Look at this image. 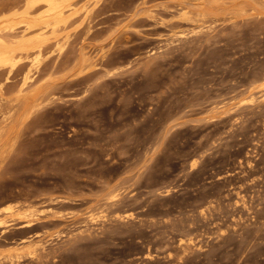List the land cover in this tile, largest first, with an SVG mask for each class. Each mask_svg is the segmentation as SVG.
Listing matches in <instances>:
<instances>
[{
    "label": "rangeland",
    "instance_id": "1",
    "mask_svg": "<svg viewBox=\"0 0 264 264\" xmlns=\"http://www.w3.org/2000/svg\"><path fill=\"white\" fill-rule=\"evenodd\" d=\"M53 1L0 3V210L37 220L0 249L38 247L0 264H264V0Z\"/></svg>",
    "mask_w": 264,
    "mask_h": 264
},
{
    "label": "bare ground",
    "instance_id": "2",
    "mask_svg": "<svg viewBox=\"0 0 264 264\" xmlns=\"http://www.w3.org/2000/svg\"><path fill=\"white\" fill-rule=\"evenodd\" d=\"M4 1V0H0V3ZM39 0H27V4L28 7H34L36 5V3ZM261 1V0H260ZM259 1V2H260ZM46 2L49 4V8L48 11L51 13V16L53 17H58L62 14V8L63 5H61L60 3H57L53 0H46ZM219 0H196L195 4L196 7L198 9H200L202 12L205 13L206 10L211 9L212 7L217 6L219 3ZM264 2V1H263ZM67 3V2H66ZM65 4V3H64ZM183 4V3H181ZM262 5V4H261ZM27 6V5H26ZM221 6V5H220ZM4 7V6H3ZM26 8V7H25ZM66 8V7H65ZM221 8V7H220ZM1 9V8H0ZM29 9V8H28ZM30 11V9H29ZM215 11V10H214ZM28 12V11H27ZM217 12V11H216ZM46 13V12H45ZM24 14V13H23ZM26 14V12H25ZM24 14V15H25ZM65 14V12H64ZM87 14V13H86ZM22 15V14H21ZM28 15V14H27ZM25 15V16H27ZM46 14H43V16ZM24 16V17H25ZM68 16V15H67ZM12 17V16H11ZM66 17V16H65ZM30 18V17H29ZM41 18V17H40ZM46 18V17H45ZM64 18V17H63ZM61 17V19H63ZM67 18V17H66ZM26 20H29L27 17L24 18ZM52 19V18H51ZM10 20V19H8ZM2 21V20H1ZM13 22V21H12ZM22 22V21H21ZM24 22V21H23ZM28 22V21H26ZM32 22V21H31ZM9 25H11V22L9 21ZM52 23V22H51ZM2 24V23H1ZM0 24V26H1ZM6 24V22H5ZM3 24V26L5 25ZM14 24V23H13ZM28 24V23H27ZM8 25V23L6 24ZM53 25V24H51ZM2 26V27H3ZM24 26V25H23ZM29 26V25H28ZM30 26H32V24H30ZM34 26V25H33ZM47 26V25H46ZM11 27V26H10ZM44 27V26H43ZM9 28V27H8ZM15 28V26H14ZM26 28V27H25ZM28 28V27H27ZM30 28V27H29ZM28 28V29H29ZM51 28V26H50ZM54 28V27H53ZM3 29V28H1ZM0 29V33L2 32ZM5 29V26H4ZM34 29V28H33ZM32 29V30H33ZM36 29V28H35ZM9 30V29H8ZM12 30V29H11ZM15 31H17V29H14ZM19 30V29H18ZM23 30V29H22ZM27 30V29H26ZM28 31V30H27ZM21 32V31H20ZM38 32V31H37ZM28 33V32H26ZM32 33V32H31ZM32 35H36L35 32ZM39 37H41L40 35H38ZM37 36V37H38ZM43 36V35H42ZM42 38V37H41ZM29 39H30V35H29ZM31 40V39H30ZM46 41V40H45ZM43 41V42H45ZM30 46L28 39L24 38L23 33H19V32H9L8 33H3L0 34V67L2 66H8L9 71H8V75L10 73H12L14 76L17 74V71H19L20 68H24L25 64L23 62H21L20 60H13L12 58V54L14 53L15 49L17 48H22L26 51V49ZM40 46V45H39ZM29 50V49H28ZM40 51V50H38ZM27 53V52H26ZM81 56V54H80ZM84 57V56H83ZM38 59V58H37ZM36 59V60H37ZM81 60V58H80ZM83 62V61H82ZM35 63V62H34ZM81 63V62H80ZM31 65V63H30ZM33 65V64H32ZM35 66V65H34ZM82 66V65H81ZM52 67V66H51ZM80 67V66H79ZM27 69V68H25ZM39 70V69H38ZM75 70V69H74ZM79 70V69H78ZM75 70V71H78ZM7 71V69H6ZM30 71V69L28 70V72ZM1 72V71H0ZM10 72V73H9ZM80 72V70L78 71ZM30 73V72H29ZM5 76V75H4ZM13 76V77H14ZM78 76V74H77ZM9 78V76H7ZM6 77V78H7ZM35 77V76H34ZM5 78V79H6ZM30 79L31 76L30 74H28L27 72L25 74L22 75L20 82H19V87H18V92L15 96V100H16V104L11 105L9 113H8V117L7 118H12L16 112H19L17 114L21 115V118L25 115L31 114L34 111V108L37 106V97L39 95H41L43 93V84H30ZM10 81V80H9ZM37 82V81H36ZM4 83V82H3ZM7 85V83H5ZM5 85V86H6ZM1 87V86H0ZM3 87V86H2ZM11 88V87H10ZM16 89V88H15ZM261 90V89H260ZM42 96V95H41ZM42 99V98H41ZM42 101V100H41ZM15 102V101H14ZM41 103V102H40ZM8 112V111H7ZM18 117V115H17ZM5 118V117H4ZM13 120V119H12ZM17 120V119H16ZM19 120V118H18ZM3 123V122H2ZM6 126L0 125V135H3L1 132L3 131V128ZM7 129V128H6ZM5 129V131H6ZM8 131V130H7ZM6 133V132H5ZM5 136H7L5 134ZM0 140H3V137H0ZM2 142V141H0ZM4 143V141H3ZM6 144V143H5ZM1 145V144H0ZM5 149H3V144L0 147V156L5 152ZM1 159V158H0ZM109 196V195H108ZM115 196V195H114ZM117 196V195H116ZM111 197V196H110ZM114 205V204H113ZM5 207V206H4ZM20 207V206H19ZM10 207H5V209H1L0 210V233H4V235L6 237L11 236L9 234V231L14 228L15 226L21 227V229L17 230L18 232H30L33 229L36 228L37 226V220L36 218H34V214L31 211H28L26 208L25 209H19L17 206V210L15 212H10V215H5L4 213H6V209H9ZM102 217V216H101ZM125 217V216H124ZM121 218V217H120ZM90 219V218H89ZM17 231L15 230L13 233H17ZM8 232V233H7ZM7 233V234H5ZM3 236V235H2ZM4 236V237H5ZM23 236V235H22ZM21 236V238H19L18 240L15 239L12 243L14 244L12 247H8L5 249H0V262H11L14 261L15 258L18 256V254L22 251V250H30L31 252L33 251H37L38 247L37 244H35L32 241H24V238ZM30 236V235H29ZM10 239V237H8ZM12 238V237H11ZM38 241V243L40 242V240H36ZM2 244L0 243V246ZM39 245V244H38ZM6 246V245H4ZM44 246V245H43ZM41 250V249H39ZM24 252V251H23ZM29 253V251H28ZM148 254V253H147ZM22 255V254H21ZM149 255V254H148ZM20 256V255H19ZM18 256V258H19ZM22 257V256H21ZM179 259H182V257H180ZM18 260V259H17ZM182 262V261H181ZM6 263V262H5ZM12 263V262H11Z\"/></svg>",
    "mask_w": 264,
    "mask_h": 264
}]
</instances>
